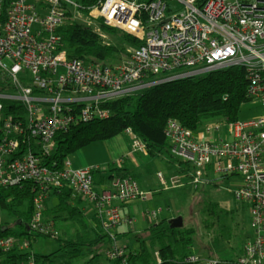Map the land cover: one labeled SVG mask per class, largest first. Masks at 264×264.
<instances>
[{"label":"built area","instance_id":"built-area-1","mask_svg":"<svg viewBox=\"0 0 264 264\" xmlns=\"http://www.w3.org/2000/svg\"><path fill=\"white\" fill-rule=\"evenodd\" d=\"M79 17L109 45L117 42L103 25L141 44H125L126 53L107 64L71 56L60 29L69 20L79 22ZM231 66L245 68L248 96L263 113L226 123V132L221 125L206 127V132L220 135L217 139L198 137L174 119L166 135L171 154L190 164L194 187L214 182V177H239L233 194L248 206L254 237L235 264H264V0H101L89 12L80 0H0V82L7 86L0 91V189L35 182L28 232L54 239L60 235L53 222L44 221L46 203L52 193L69 187L90 204L113 238L110 256L127 264L112 228L132 225L134 219L121 214L120 205L147 200L150 192L141 190L131 176L114 178L98 190L93 175L97 167H74L66 158L61 169L50 168L41 156L56 148V133L109 118L104 102ZM6 100L22 105L24 114L5 115ZM125 133L134 151L146 149L130 128ZM29 140L22 151L21 144ZM158 178L166 189L179 185L176 177L168 180L159 172ZM157 214L149 211L150 217ZM31 245L25 237L0 238V259L19 249L29 255L15 264H41ZM199 260L197 255L186 259Z\"/></svg>","mask_w":264,"mask_h":264},{"label":"trees","instance_id":"trees-1","mask_svg":"<svg viewBox=\"0 0 264 264\" xmlns=\"http://www.w3.org/2000/svg\"><path fill=\"white\" fill-rule=\"evenodd\" d=\"M100 2L101 0H80V5L82 9L89 12ZM102 28L110 34H119L116 37V44L105 43L90 27L78 21L69 20L60 29L64 47L71 56L107 64L118 60L121 54L126 53L125 44H141L139 39L117 28L104 25ZM248 86L245 68L231 66L173 80L133 95L109 100L101 105L110 110L109 118L80 123L67 131L56 133L54 136L56 148L51 154L42 155V162L50 168L61 169L64 160L76 151L95 142L125 134V131L130 128L144 142L150 157H167L173 162H178L183 168L181 172L186 178L191 179L190 164L171 154V143L166 135L168 122L174 119L183 127L196 131L201 126L203 118L208 116H219L224 124L239 121L242 106L251 101L248 96ZM6 89L7 86L0 82V91ZM2 102L5 115H22L25 112L24 107L18 103L8 100ZM1 133L0 128V135ZM31 143L32 140L22 143L21 150H25ZM104 170L95 169L93 172L98 190L104 187L102 184L107 180L131 176V171L125 164L118 167L111 163ZM36 194L37 186L34 181L0 189V207L15 219L14 222L0 223V238L10 235L18 238L25 237L32 244L37 236L43 235L30 233L27 230L32 219L33 199ZM54 194L58 195L59 204L51 213L53 221L48 219V214L44 221L53 222L57 228L56 221L70 220L82 225L83 231L69 237L59 235L55 239L59 250L49 255L33 252L37 261L41 264H52L58 252L67 254V261L70 262L90 256L92 259L100 257L109 237L98 219L96 229L93 231L94 236L88 235L84 215L79 208L84 198L69 187H63ZM46 212L47 210L45 215ZM173 223V221H160L156 226L146 230L143 235L137 236L142 245L137 252L129 254L128 264H155L150 257V249L154 245L159 246L161 261L158 264H203L202 260L194 263L186 261L188 257L195 255L194 228H188L185 223L183 227H177ZM145 238L150 242L149 246ZM28 255L19 249H14L0 260L6 264H15ZM220 264L235 263L222 261Z\"/></svg>","mask_w":264,"mask_h":264},{"label":"crops","instance_id":"crops-1","mask_svg":"<svg viewBox=\"0 0 264 264\" xmlns=\"http://www.w3.org/2000/svg\"><path fill=\"white\" fill-rule=\"evenodd\" d=\"M263 111V110H262ZM209 126V125H208ZM206 126V127H208ZM206 127L204 129H197L195 131L198 137L204 139H217L220 135L216 132H206ZM132 140L129 135L126 133L111 138L106 141L95 142L83 149L76 151L71 154L68 158L71 160L72 165L74 167H97L100 171H105L107 165L116 164L120 167L122 164H125L129 170L131 171V177L139 185L140 189L145 192H150V198L147 200H135L128 202L126 204L120 205V212L124 216H130L134 219V223L130 226L126 224H118L114 226L112 229L115 233V240L117 245L125 251L127 256V264H128V256L131 253L137 252L142 245V242L138 238L139 235H143L146 230L150 229L152 226H156L160 221L166 220L169 222H174L173 225L177 227H183L184 222L181 218L177 219L176 215H171L169 208V199H173L176 197L174 194H170L173 190H179L181 188H185L187 185H190L188 178H186V182H182L185 179V175L181 172L183 169L182 166L178 162H173L172 160L166 158H152L148 155L146 149H142L140 151H134L132 148ZM164 164L176 163V174L167 173V167ZM192 170V169H191ZM165 171V172H164ZM162 173L164 177L170 180L173 177L179 179V185L169 188H164L159 181L158 173ZM154 177L156 182H154ZM216 179L214 182L204 183L215 185L220 181H224L227 178L220 179L218 177H214ZM95 180V178H94ZM111 180L105 181L102 186V189L107 188L110 185ZM156 183V184H154ZM182 183V184H181ZM181 184V185H180ZM192 185V184H191ZM192 187H194L192 185ZM199 186L194 187L197 189ZM98 188V186H96ZM101 189V190H102ZM56 197V202L50 204V199ZM170 197V198H168ZM59 204L58 195L52 193L47 200L46 203V216L48 214V219H51L52 212ZM84 215V220L87 225L88 235L90 237L94 236V229H96V220L94 209L91 208L90 204L84 199L82 204L79 206ZM158 211L156 217H150L149 211ZM50 213V214H49ZM53 221V219H51ZM182 223L181 226H179ZM56 227L58 228L60 235L64 237L73 236L75 233L83 231L82 225L73 221H56ZM109 237V241L105 248L101 251V256L98 258L86 257L84 259L73 260L72 262L67 261V254L58 252L52 264H121L120 258H112L110 256V249L114 244L113 238L106 233ZM146 239V238H145ZM147 240V239H146ZM149 246L148 240L145 241ZM59 250V245L54 252ZM38 253V252H37ZM150 257L151 260L158 264L161 261V256L159 252V246L154 245L153 248L150 249ZM43 254V255H49ZM195 251V255L200 257V259L208 260L214 259L209 256H205L204 254L198 255ZM209 255V254H208ZM221 261V260H220Z\"/></svg>","mask_w":264,"mask_h":264},{"label":"rangeland","instance_id":"rangeland-1","mask_svg":"<svg viewBox=\"0 0 264 264\" xmlns=\"http://www.w3.org/2000/svg\"><path fill=\"white\" fill-rule=\"evenodd\" d=\"M77 20L87 26L80 17ZM89 26L93 29L91 25ZM117 36H119L117 33L111 34L113 42L117 40ZM262 110L259 103L247 102L241 108L239 120L257 117L263 113ZM208 125L211 128L221 125L223 132H226L227 129L222 118L216 115L204 117L200 129H204ZM175 164L163 163L167 167L168 175L176 174ZM186 181L188 180L185 177L182 182ZM240 181L238 176H234L233 179H226L215 185L200 184L197 189L192 187L190 182V185L185 188L170 192L176 197L169 199L167 208L171 215L177 214V219L181 218L188 228H194L193 249L200 255L204 254L217 260L234 261L235 263L241 255L244 245L254 237L248 206L238 201L233 194ZM154 182H156L155 177ZM53 202H56V197L50 199V204ZM14 221L15 219L0 207V223ZM57 246L58 243L54 238L39 235L33 240L31 250L40 254H49L54 252Z\"/></svg>","mask_w":264,"mask_h":264},{"label":"water","instance_id":"water-1","mask_svg":"<svg viewBox=\"0 0 264 264\" xmlns=\"http://www.w3.org/2000/svg\"><path fill=\"white\" fill-rule=\"evenodd\" d=\"M176 221H174V223H175ZM180 225L179 226H181L182 225V223H179Z\"/></svg>","mask_w":264,"mask_h":264}]
</instances>
